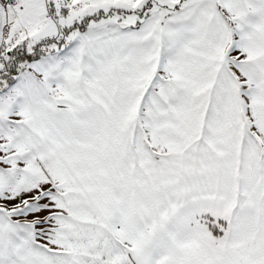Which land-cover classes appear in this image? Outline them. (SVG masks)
<instances>
[{
	"label": "snow or ice",
	"instance_id": "snow-or-ice-1",
	"mask_svg": "<svg viewBox=\"0 0 264 264\" xmlns=\"http://www.w3.org/2000/svg\"><path fill=\"white\" fill-rule=\"evenodd\" d=\"M0 264H264V0H0Z\"/></svg>",
	"mask_w": 264,
	"mask_h": 264
}]
</instances>
